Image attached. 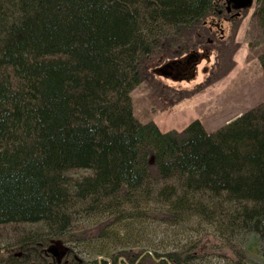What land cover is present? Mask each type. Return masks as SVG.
I'll return each mask as SVG.
<instances>
[{
	"label": "trees",
	"instance_id": "trees-1",
	"mask_svg": "<svg viewBox=\"0 0 264 264\" xmlns=\"http://www.w3.org/2000/svg\"><path fill=\"white\" fill-rule=\"evenodd\" d=\"M223 1L0 0V264H55L56 243L115 263L131 244L158 247L140 240L152 218L264 242V101L211 132L132 112L147 56ZM251 19L264 37V0Z\"/></svg>",
	"mask_w": 264,
	"mask_h": 264
},
{
	"label": "rangeland",
	"instance_id": "rangeland-1",
	"mask_svg": "<svg viewBox=\"0 0 264 264\" xmlns=\"http://www.w3.org/2000/svg\"><path fill=\"white\" fill-rule=\"evenodd\" d=\"M221 4L224 5L223 0ZM232 9L240 13L233 18L224 15L228 19H223L222 34L214 36L208 31L210 22L223 16L218 9L205 26L183 30L180 37L170 39L158 49L161 53L147 56L142 68L143 82L130 93L132 112L139 122H152L162 132L180 133L190 122L198 120L211 132L264 101V72L259 62L264 37L255 30L251 19L256 0L248 8ZM162 208L159 212H166ZM180 220L178 230L179 227L165 226L162 218L161 222L152 218L157 226L151 222L152 227L144 228L140 240L158 247L153 244L146 250L144 245L151 244L136 241V245L123 251V256L114 248L118 254L115 263L89 256L88 248H94L90 245L63 247L69 248L70 256L83 264H103L102 260H110L111 264H159L161 258L172 264L166 254L182 259L188 255L192 258L188 264H264V242L251 244L248 249L250 241L244 246L239 244V238L227 236L217 221L206 223L196 217L185 223ZM48 245L50 254L57 243ZM64 253L60 250L56 262L63 260ZM147 254L149 259L145 258ZM50 259L55 260L51 255Z\"/></svg>",
	"mask_w": 264,
	"mask_h": 264
},
{
	"label": "flooded vegetation",
	"instance_id": "flooded-vegetation-1",
	"mask_svg": "<svg viewBox=\"0 0 264 264\" xmlns=\"http://www.w3.org/2000/svg\"><path fill=\"white\" fill-rule=\"evenodd\" d=\"M223 6V5H222ZM225 9H219L218 10V14L219 15H223L221 18L217 17L216 19H218V21L216 22H210V27L208 28L209 32H211L212 34H214V36L217 35V33L222 34V22H223V19L226 18L228 19L227 17H225L224 15H229L231 18H233L232 16H238L240 11H236V13L233 11L232 9V5L231 4H228V1H225ZM215 20V19H214ZM215 31V32H214ZM53 246V245H52ZM61 248V251L62 250H65V253L62 255L63 257V260L61 261H58L56 262V259L57 258H54L55 260H51L50 259V255L51 254H48V257L49 259L52 261V263L54 262L55 264H83L81 263L80 261L76 260L74 256H70V249L67 248V247H63V245L60 246ZM52 256V255H51ZM53 259V258H52ZM103 264H107L106 262L103 261Z\"/></svg>",
	"mask_w": 264,
	"mask_h": 264
},
{
	"label": "water",
	"instance_id": "water-1",
	"mask_svg": "<svg viewBox=\"0 0 264 264\" xmlns=\"http://www.w3.org/2000/svg\"><path fill=\"white\" fill-rule=\"evenodd\" d=\"M228 4H231L234 9H242L251 6L252 0H242L241 2L239 0H229Z\"/></svg>",
	"mask_w": 264,
	"mask_h": 264
},
{
	"label": "bare ground",
	"instance_id": "bare-ground-1",
	"mask_svg": "<svg viewBox=\"0 0 264 264\" xmlns=\"http://www.w3.org/2000/svg\"><path fill=\"white\" fill-rule=\"evenodd\" d=\"M240 2L242 1V0H239ZM170 187V186H169ZM54 247H56L58 250H55V249H52V248H54ZM51 248V255H52V257H54V258H58V256H59V252H60V250H61V248H60V245H56V246H53ZM62 256V255H61ZM143 258V257H142ZM162 260H164V259H162L161 258V260L160 261H162ZM105 261H108V262H106L107 264H111V262H110V260H105ZM154 262H157V260L155 259V260H153ZM165 262H166V264L168 263L166 260H165ZM160 263V262H159ZM135 264H143V263H138V262H136Z\"/></svg>",
	"mask_w": 264,
	"mask_h": 264
}]
</instances>
